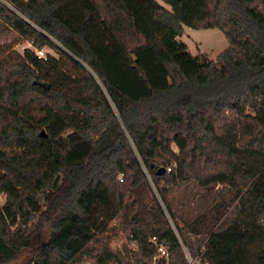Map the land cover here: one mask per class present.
Wrapping results in <instances>:
<instances>
[{"label":"trees","instance_id":"16d2710c","mask_svg":"<svg viewBox=\"0 0 264 264\" xmlns=\"http://www.w3.org/2000/svg\"><path fill=\"white\" fill-rule=\"evenodd\" d=\"M2 25L30 46L0 45V264H123L107 203L138 264H264V0H0ZM190 182L211 205L182 221Z\"/></svg>","mask_w":264,"mask_h":264},{"label":"rangeland","instance_id":"374dc122","mask_svg":"<svg viewBox=\"0 0 264 264\" xmlns=\"http://www.w3.org/2000/svg\"><path fill=\"white\" fill-rule=\"evenodd\" d=\"M163 5L169 7L165 3ZM178 39L187 44L188 50L192 55L204 54L212 60H216L218 54L228 47V41L219 28L195 29L183 26ZM0 45H6L19 53L23 51L25 46H30L28 42L19 38L17 33L3 25L0 27ZM44 50L50 54H54L50 49L45 48ZM217 187L221 188L222 186ZM3 201L4 195H0V203H3ZM169 203L180 220L185 221L207 212L210 208L211 200L207 195L206 188L200 187L195 182H190L175 191L169 197ZM112 212L109 203L105 206H98L95 211V218L98 224H107L108 226L107 230L100 234V240L107 242L112 250L120 251V256L124 261L123 264H138L135 257L137 249L134 244L128 243L127 233L122 230L117 217ZM113 226L117 227L115 232L111 230ZM100 240L93 243L94 249L100 248ZM158 257L160 256L156 254L152 258V262L154 263L155 259L157 261ZM187 257L189 264L199 263V259L192 260L189 256ZM23 258L24 256L11 260L6 264H21ZM83 261L86 264H93L92 257H85Z\"/></svg>","mask_w":264,"mask_h":264},{"label":"built area","instance_id":"2783aa9c","mask_svg":"<svg viewBox=\"0 0 264 264\" xmlns=\"http://www.w3.org/2000/svg\"><path fill=\"white\" fill-rule=\"evenodd\" d=\"M36 53L38 57H41L44 55L43 50H40V49H38ZM150 241L154 243L156 247L157 255H159L160 257L167 255L164 245L162 243H157V239L155 236L150 237Z\"/></svg>","mask_w":264,"mask_h":264},{"label":"water","instance_id":"95a60500","mask_svg":"<svg viewBox=\"0 0 264 264\" xmlns=\"http://www.w3.org/2000/svg\"><path fill=\"white\" fill-rule=\"evenodd\" d=\"M45 86H46V87H48V85H45ZM43 133H44V132H43V131H41V134H42V135H43ZM161 169H162V168H160L159 170H161ZM159 170H158V171H159Z\"/></svg>","mask_w":264,"mask_h":264}]
</instances>
